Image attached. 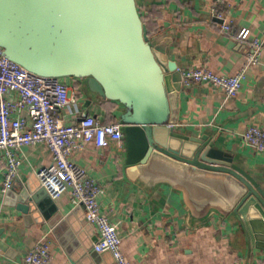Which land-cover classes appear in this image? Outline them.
<instances>
[{"label": "crops", "instance_id": "1", "mask_svg": "<svg viewBox=\"0 0 264 264\" xmlns=\"http://www.w3.org/2000/svg\"><path fill=\"white\" fill-rule=\"evenodd\" d=\"M137 6L151 43L161 46L181 71L206 67L222 76H234L247 63L249 41L264 39V0H137ZM213 6L225 13L231 33L212 15ZM243 29L250 31L246 42L236 38ZM64 82L75 100L61 113L65 122L87 115L106 123L119 122L123 111L119 104L92 98L85 80L66 78ZM250 126L264 129V48L260 65L249 71L236 96L226 99L219 89L205 83L184 86L180 95L178 129L187 135L210 136L217 148L231 154L264 189V154L243 140ZM20 157L17 180L24 187H38L36 173L51 163L50 149L43 143L23 147ZM71 159L101 188L100 209L117 227L130 264H264V250L249 243L234 214L223 216L211 209L196 216L183 193L170 184L148 185L130 177L124 140L107 148L89 144L75 149ZM1 187L0 175V227L6 229L2 239L9 245L7 252L0 250V264H22L25 255L46 236L51 242L50 264H68V250L75 239L88 249L76 263L115 264L110 253H95L97 231L69 193L52 198L62 215L69 217V228L74 231V238L61 242L47 224L26 227L20 214L3 205Z\"/></svg>", "mask_w": 264, "mask_h": 264}, {"label": "water", "instance_id": "2", "mask_svg": "<svg viewBox=\"0 0 264 264\" xmlns=\"http://www.w3.org/2000/svg\"><path fill=\"white\" fill-rule=\"evenodd\" d=\"M0 49L35 75L85 80L92 98L119 104L130 177L170 184L196 216L211 209L234 214L249 243L264 250V189L210 136L178 129L182 72L151 43L137 0H0ZM3 205L26 227L47 224L61 242L74 238L69 217L40 183L16 180ZM5 230L0 250L7 252ZM81 245L74 240L68 264L83 259L88 249Z\"/></svg>", "mask_w": 264, "mask_h": 264}, {"label": "built area", "instance_id": "3", "mask_svg": "<svg viewBox=\"0 0 264 264\" xmlns=\"http://www.w3.org/2000/svg\"><path fill=\"white\" fill-rule=\"evenodd\" d=\"M212 15L221 27L231 33L225 13L213 6ZM246 42L248 29L236 36ZM250 51L244 68L234 76H222L206 68L181 71L183 85L209 84L219 89L226 99L236 96L250 70L260 65L264 39L250 40ZM75 103L72 90L64 79L35 75L8 60L0 49V175L2 192L18 179L22 166L23 147L46 144L52 153L51 163L37 173L40 187L56 199L69 193L74 205L82 206L85 220L97 231L96 253H110L115 264H130L122 250V239L117 227L101 211V188L87 170L72 161L75 149L89 144L97 148L119 145L123 141L121 124L106 123L94 116H84L67 123L61 113ZM25 114V115H24ZM246 145L264 154V129L250 126L243 133ZM3 165V167H2ZM51 242L48 236L34 245L22 264H50Z\"/></svg>", "mask_w": 264, "mask_h": 264}]
</instances>
